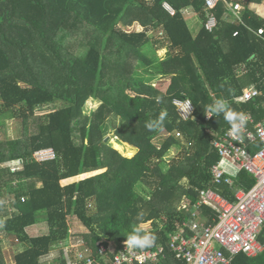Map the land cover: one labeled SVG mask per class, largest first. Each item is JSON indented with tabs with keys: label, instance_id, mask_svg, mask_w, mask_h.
Returning a JSON list of instances; mask_svg holds the SVG:
<instances>
[{
	"label": "trees",
	"instance_id": "16d2710c",
	"mask_svg": "<svg viewBox=\"0 0 264 264\" xmlns=\"http://www.w3.org/2000/svg\"><path fill=\"white\" fill-rule=\"evenodd\" d=\"M226 1L245 6L243 22ZM262 1L224 0L211 9L206 0H0V128L23 127L0 142V198L9 195L15 208L7 216L0 207V240L23 246L15 264H43L68 242L71 217L88 231L74 236L100 264L101 246L124 242L164 246L166 258L156 264H185L170 240L185 222L212 224L210 207L195 214L201 192L233 200V190L255 184L246 170L232 186L215 184L221 157L213 142L246 115L264 123V18L249 8ZM187 8L198 16L196 31ZM135 24L143 31H132ZM252 85L263 95L236 101ZM174 99L193 103L192 119H181ZM88 101L100 103L89 116ZM113 130L114 147L105 142ZM173 148L181 152L168 158ZM43 149L56 159L37 162ZM16 161L22 169L4 167ZM183 201L190 210L180 211ZM42 222L48 233L31 237L28 229ZM233 264H264V252L241 253Z\"/></svg>",
	"mask_w": 264,
	"mask_h": 264
},
{
	"label": "built area",
	"instance_id": "2783aa9c",
	"mask_svg": "<svg viewBox=\"0 0 264 264\" xmlns=\"http://www.w3.org/2000/svg\"><path fill=\"white\" fill-rule=\"evenodd\" d=\"M219 1L221 0H206V3L214 9ZM165 5L175 15V10L170 5ZM244 10L245 7L241 4H228V11L235 17L239 18ZM215 26V19L210 20L208 28L212 30ZM258 34L264 35V29L259 30ZM262 94L252 85L236 101L248 103L257 100ZM173 105L183 121L193 118L195 106L190 100L174 99ZM211 117L212 114H209L207 119ZM213 147L221 157V162L212 169L215 184L232 186L233 178L241 170L252 174L255 184L248 191L233 190V200L225 198L212 188L201 192L195 214L199 213L202 206H208L216 216L210 225L199 221L185 224L171 237L170 248L177 259L185 264H232L235 256L241 253L257 257L264 252V123L256 121L250 114L246 115L233 128L228 129L222 138L214 140ZM34 157L37 162L43 163L56 159V153L53 149H43L37 151ZM11 164H15V167L9 166L13 172L22 169V161ZM183 202L182 208L186 209L188 205ZM186 228L193 234L190 235ZM72 238L70 236L62 246H68ZM77 240V243L82 244L70 251L74 264H100L96 260L95 251L83 240ZM97 255L103 258L105 264H148L165 259V249L159 247L154 250H137L133 243L124 242L119 247L101 246Z\"/></svg>",
	"mask_w": 264,
	"mask_h": 264
},
{
	"label": "rangeland",
	"instance_id": "374dc122",
	"mask_svg": "<svg viewBox=\"0 0 264 264\" xmlns=\"http://www.w3.org/2000/svg\"><path fill=\"white\" fill-rule=\"evenodd\" d=\"M165 6L167 7V5ZM252 7H255L252 10L255 11L258 15L261 16V13H263L264 15V0L259 5L252 4ZM184 15L190 28L194 29L193 31H196L199 28V20L197 14L191 8H187L184 11ZM131 30L139 32V31H143V28L135 24V26L132 27ZM161 34H162L161 32H158L156 35H161ZM158 54L160 57L164 59L168 54V50L161 49L159 50ZM160 78L161 76H158V78L151 81L150 84L155 86ZM99 104L100 103L88 101L85 110L86 115L89 116L92 111L96 110L100 106ZM22 131H23V127L19 122L16 123L10 122L8 123L7 126L0 128V142L5 141L7 139L17 138L18 136L22 135ZM114 135H115V131L113 130L110 131L108 136H110L112 140L114 138ZM110 144L114 147L113 141H110ZM180 152L181 150L177 148H173L170 151L168 157L174 158L177 155H179ZM9 166L15 167V164H11V165L7 164L4 167H9ZM185 183L186 180H184L183 185ZM137 191L140 193L143 192L141 188L137 189ZM1 194H3L2 197L0 198L1 215H6L8 213L7 215L11 216L10 214L15 210L14 206L11 205V197L9 195H6L5 193H1ZM69 223H70L71 236H73V238L69 241L68 246L67 245L62 246V243H60L56 248H53L52 251L47 256L43 257V261H44L43 264H61V263L63 264L64 262L65 264H74V260L70 256V251L72 250V248L79 247L82 244V242L77 243L78 242L77 239L82 241V238L74 235L75 233H78L79 235H84L87 234L88 231L82 225L79 224V221L75 217H71L69 219ZM2 227H3V222L0 223V228ZM48 231H49V227L45 222H42L28 229V233L31 237L44 235L48 233ZM0 241H1V245H0L1 254L3 256V259L6 261V264H15V255L21 250H23V246L21 245L20 242H18V240H14L12 238L7 239L3 236H1Z\"/></svg>",
	"mask_w": 264,
	"mask_h": 264
},
{
	"label": "clouds",
	"instance_id": "9594fccd",
	"mask_svg": "<svg viewBox=\"0 0 264 264\" xmlns=\"http://www.w3.org/2000/svg\"><path fill=\"white\" fill-rule=\"evenodd\" d=\"M222 1H224V0H221V1H219V3H221ZM218 3V4H219ZM230 3H234V2H228V1H226V4H227V6H228V4H230ZM165 4H168V5H170L169 3H164V5H163V7L165 8ZM236 4H240V3H236ZM242 5V4H241ZM171 6V5H170ZM242 6H244V5H242ZM245 7V6H244ZM250 9H253V8H255V7H252V4H251V7H249ZM165 10L166 11H168L166 8H165ZM245 10H246V8H245ZM245 10L242 12V14H241V16H239V18L238 17H236L237 19H239V20H241L242 22H243V13L245 12ZM169 12V11H168ZM170 13V12H169ZM171 14V13H170ZM175 14H176V12H175ZM172 15V14H171ZM174 16V15H173ZM138 25V24H137ZM135 26V25H134ZM133 26V27H134ZM140 26V25H139ZM141 27V26H140ZM243 70H244V68H242V69H239V73L240 74H243L244 72H243ZM248 88V87H247ZM263 95V94H262ZM114 137H116L115 135H114ZM116 138H118V137H116ZM122 144H124V143H122ZM128 145V144H127ZM130 146V145H129ZM127 158V157H126ZM133 158V157H132ZM169 158V157H168ZM221 162V161H220ZM184 203V202H183ZM183 203H182V205H183ZM186 203V202H185ZM187 204V203H186ZM188 205V204H187ZM187 210H190L188 207L186 208V209H183L182 208V206H181V208H180V211H187ZM15 211V210H14ZM13 211V212H14ZM12 212V213H13ZM12 213L10 214V215H12ZM8 216V215H7ZM215 219V218H214ZM213 219V220H214ZM194 220H191V221H189V222H185L184 224H183V227H184V225L185 224H191L192 222H193ZM1 223V222H0ZM182 227V228H183ZM181 228V229H182ZM181 229H179V230H181ZM178 230V231H179ZM186 230L188 231V233L190 234V235H192L193 233H191V231L189 230V229H187L186 228ZM178 231H175L173 234H172V236L174 235V234H176V232H178ZM171 236V237H172ZM170 242H171V240H170ZM125 243H127V242H125ZM128 243H132V242H128ZM134 244V243H133ZM116 247V246H115ZM134 247H135V245H134ZM159 247H163L164 248V246H159ZM159 247H157V248H159ZM136 248V247H135ZM156 248V249H157ZM137 249V248H136ZM165 249V248H164ZM138 250V249H137ZM143 250V249H142ZM172 250V249H171ZM236 257V256H235ZM165 258H166V256H165ZM161 260H163V259H161ZM182 261V260H181ZM159 262V261H158ZM158 262H156V263H158ZM184 262V261H183ZM156 263H148V264H156ZM136 264H138V263H136ZM233 264V263H232Z\"/></svg>",
	"mask_w": 264,
	"mask_h": 264
},
{
	"label": "water",
	"instance_id": "95a60500",
	"mask_svg": "<svg viewBox=\"0 0 264 264\" xmlns=\"http://www.w3.org/2000/svg\"><path fill=\"white\" fill-rule=\"evenodd\" d=\"M110 141H111V137L108 136V137L105 139V142L108 143V142H110Z\"/></svg>",
	"mask_w": 264,
	"mask_h": 264
},
{
	"label": "crops",
	"instance_id": "0c3cea01",
	"mask_svg": "<svg viewBox=\"0 0 264 264\" xmlns=\"http://www.w3.org/2000/svg\"><path fill=\"white\" fill-rule=\"evenodd\" d=\"M260 13H261V12H260ZM262 16H264L263 13H261V17H262ZM263 18H264V17H263ZM138 26H139V25H138ZM126 145H127V144H126ZM130 147H132V146H130ZM137 153H138V152H137V149H136V154H137ZM136 154H134V156H135ZM134 156H133V157H134ZM131 158H132V157H131ZM224 165H225V164H224ZM228 166H229V165H228Z\"/></svg>",
	"mask_w": 264,
	"mask_h": 264
}]
</instances>
